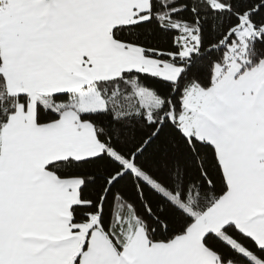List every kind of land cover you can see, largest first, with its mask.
<instances>
[{"label":"snow or ice","instance_id":"snow-or-ice-1","mask_svg":"<svg viewBox=\"0 0 264 264\" xmlns=\"http://www.w3.org/2000/svg\"><path fill=\"white\" fill-rule=\"evenodd\" d=\"M0 264H264V0H0Z\"/></svg>","mask_w":264,"mask_h":264}]
</instances>
